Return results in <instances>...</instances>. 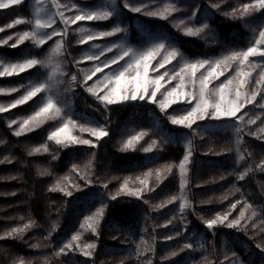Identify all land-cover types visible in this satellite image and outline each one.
Instances as JSON below:
<instances>
[{
    "label": "snow or ice",
    "instance_id": "obj_1",
    "mask_svg": "<svg viewBox=\"0 0 264 264\" xmlns=\"http://www.w3.org/2000/svg\"><path fill=\"white\" fill-rule=\"evenodd\" d=\"M23 2L24 0H0V10L10 9ZM224 3L226 0H209L208 7L233 20H246L256 13H264V0L241 2L229 11H223ZM123 10L163 21L171 20L172 26L186 37L199 38L210 28L207 22L199 25L191 23L198 17V10H193L187 18L175 17V14L181 12L182 9L174 0H147V2L145 0H139V2L120 0V3H117V0H104L103 3L91 7L82 6L72 0L69 2L35 0L32 18H17L6 26L0 27V32H3L5 28H13L22 23L31 26L29 30L14 34L15 42L11 45H9V41L13 40L14 36L0 39V46L8 45L17 48L26 41H30L35 48L41 49L49 41H54L45 59L35 56L25 57L15 62L0 59V78L18 76L39 67L50 69L47 79L44 81H30L27 85L19 87H0V95H11L23 89V94L14 101L0 103V114L9 113L12 109L40 97L39 106L31 115L7 121V127L12 129L13 136L21 137L41 128L49 121L57 122V126L48 132L46 142L32 147L27 153L28 156L49 153L48 142L54 143L58 148L71 146L95 148L97 142L110 135L106 124L81 123L74 118L67 100L62 99L58 93L53 91L54 87L60 83L57 77L65 75L61 64L56 62L55 58L64 55L67 51L66 44L71 30L78 36L76 43L88 45L91 50L85 51L79 59L73 61L78 72L71 74L70 80L64 82L66 91H71L74 86L82 87L103 107L105 113L109 111V106L127 102L144 101L155 104L160 112L167 116L171 125L189 129L194 136L201 134V126L198 122H231L230 126L236 133L237 156L235 163L240 166V170H233L226 175L222 174L219 179L225 180L227 177H234L236 181L243 182L256 172L264 173V157L258 162L248 163L252 153L247 148H244L243 151L240 149V145L244 143V135L264 141V26L259 27L258 31L255 28L252 29L255 35L246 48L229 50L215 59L188 60L178 47L158 36L150 35L148 46L143 48L134 47L125 39L104 45L96 43V41L115 37L118 34H124L127 37L129 28L123 26L122 22L114 23L108 30H97L82 24V22H107L114 18L119 20L123 16ZM60 24L63 25L62 28L58 26ZM54 38L56 39L54 40ZM108 53H112V55L109 57ZM102 57L104 59H101ZM86 62H91V66L79 67ZM173 62L179 67L176 68ZM168 65H173L174 70H167ZM160 69L165 70L160 72ZM226 73L229 74L225 76ZM94 77L95 79H93ZM220 77H225V79L214 83L220 81ZM173 81L176 83L171 86ZM176 104H187L190 107L186 110L181 109L182 114H168V109ZM249 106L259 108L261 112L250 115L246 110ZM66 108L69 110L66 111ZM107 118L105 117V119ZM258 121H260L259 125L255 130H252V126L257 125ZM14 125L15 128H13ZM194 125L197 126L196 129L193 128ZM246 128L248 131H245ZM208 130L206 126L202 129V131ZM149 134V130H140L128 135L122 141L120 151L137 150V146L141 145V141H144ZM86 136L89 138H85ZM164 142L167 143V139ZM5 143V140L0 139V145ZM161 147L160 141L152 139L147 143V146H140L139 150L143 153H153ZM193 151L192 139H187L184 144V154L178 163H166L160 167L148 169L140 176L123 178L119 188L114 193H108V200L116 201L121 196L134 197L149 205V210L153 212L178 202L179 220L187 226L185 214L190 210L195 214L194 205L188 196L189 165L192 163ZM226 151L230 152L232 149L229 148ZM209 153L221 154L213 153L212 149H209ZM14 159V157L4 156L3 159H0V164H10ZM52 159H57V155L53 154ZM244 163L246 166H242ZM92 166L93 161L89 159L83 167L73 164L71 171L86 184H91L92 181L89 177L92 175ZM174 173L178 175L179 179L178 193L160 203L151 204L145 195L155 192ZM38 174L45 176L50 173L47 169H42ZM17 178V176H8L0 177V180H16ZM212 182H216L215 179ZM101 186L107 189L108 182ZM258 186L261 189V194L264 195V183L258 182ZM73 189L79 190L80 185L75 183L72 177L65 175L57 179L48 188V191L61 192L63 195L71 197ZM237 193H240L242 198L230 203L226 211L215 213L211 218L202 215L198 218L203 226L213 234L217 228L224 227L243 232L248 235L249 239L260 237L261 242H257L256 247L264 252V218H259L264 216V212L249 202L241 187L235 183L218 199L220 202L227 201L230 196ZM0 195L14 196L16 193H0ZM211 202L212 200L208 199L200 203ZM238 205L242 206L239 208L238 214L233 216ZM109 207V204L101 201L95 211L83 217L79 224V230L63 242L53 255L60 257L78 253L85 258H93L97 244L94 241L85 242L84 235L91 233L92 236L99 237L101 221L106 217ZM19 219L25 220L24 217ZM176 219L177 215H173L164 224L155 227L167 228ZM35 226L36 222L28 218L26 222L0 233V240L21 239L27 231ZM57 229L58 225L53 223L44 239L48 240ZM250 229L252 230L251 235H249ZM182 235H184V231H176L164 239L171 241ZM113 238L115 239V237ZM154 242L155 237L151 242L141 237L140 241L136 243L135 257L140 260V264H153L152 258L146 254L155 252ZM197 243L199 249H206L205 242L197 240ZM41 246L39 243L31 245L32 248ZM193 250L194 244L191 241L185 242L179 249L180 252ZM213 252H215L214 248ZM177 255L179 252L174 250L162 257V260H168ZM128 258L121 259L119 264H125V260ZM13 264H26V262L23 258H17ZM27 264H31V262H27ZM44 264H48V258H45ZM201 264H243V261L235 251H225L223 259L212 260L205 256Z\"/></svg>",
    "mask_w": 264,
    "mask_h": 264
},
{
    "label": "trees",
    "instance_id": "obj_2",
    "mask_svg": "<svg viewBox=\"0 0 264 264\" xmlns=\"http://www.w3.org/2000/svg\"><path fill=\"white\" fill-rule=\"evenodd\" d=\"M177 1L180 5L189 8L197 5L198 21L204 18L210 25L201 37H186L168 21L150 19L140 14L128 12L127 14L130 18H139L149 28L167 32L173 37L183 55L192 60L215 59L229 50L246 48L255 35L252 29L258 31L259 27L264 25V13H256L246 20H233L211 10L208 7L209 0ZM241 2L248 0H226L222 6L223 11H229ZM71 97L73 109L78 117L106 124L110 130V135L97 142L95 148L88 146L58 148L54 143H50L49 154L28 156V147L41 143L51 131L50 125L45 124L21 137L13 136L8 128L2 127L6 143L0 145V159L4 156L15 159L10 164H0V177L17 176L18 178L0 180V193H16L14 196L0 195V233L26 222L28 218L34 220L36 226L27 231L21 239L0 240V264H13L17 258H23L26 264L27 262L44 264L45 258H48V264H102V262L119 264L125 257H129L125 260V264H140V260L135 257V246L141 237L150 242L155 237V252L146 254L152 258L153 264H201L205 256L212 260L223 259L225 251H235L243 264H264V252L256 247V243L261 242L260 237L249 239L243 232L224 227L217 228L213 234L198 218L201 215L211 218L215 213L226 211L230 203L241 199L240 193L230 196L227 201L220 202L218 199L234 183L241 187L249 202L264 212V195L261 194L258 186V182L264 183V173L256 172L243 182L236 181L234 177L219 179L222 174L240 170V166L235 163L236 134L230 126L231 122H198L201 126V134L194 136L189 129L171 125L167 116L162 114L155 104L147 102L117 104L109 106V111L105 113L102 106L80 90H75ZM27 104L19 107L18 110L26 112L24 107ZM187 108V104H176L168 109V114H182L181 109ZM257 125L252 126V130H255ZM205 126L208 131H202ZM196 127L193 126L194 129ZM140 130H149L150 134L141 141L137 150L120 151L122 141L128 135ZM245 131L248 129L246 128ZM152 139L162 143L159 150L153 153H143L139 150L140 146H147ZM165 139L167 143L164 142ZM187 139H192L194 148L192 163L189 165L188 196L195 212L193 214L190 210L185 214L187 226L179 220L178 202L153 212L149 210V205L134 197L121 196L116 201L108 200V193H114L123 178L140 176L148 169L166 163H178L184 154V144ZM243 139L244 143L240 145L241 151L247 148L252 153L248 163L258 162L264 157V141L248 135H244ZM229 148L232 151H226ZM209 149H212L213 153L221 154H211ZM53 154L57 155V159H52ZM89 159L93 161L92 175L89 177L92 183L86 184L71 171V168L73 164L83 167ZM43 166L48 170L49 175L38 174ZM242 166H246V163ZM65 175L72 177L75 183L80 185V189H73L71 197L61 192H49L48 188ZM114 177L117 179H113ZM214 179L216 182L213 183ZM105 182H108L107 189L101 186ZM178 184V175L174 173L155 192L146 194L145 198L151 204L160 203L178 193ZM208 199L212 202L200 203ZM101 201L109 204L110 207L107 209L106 217L101 221L100 235L98 238L91 233L84 235L85 242L94 241L97 244L93 258H85L78 253L55 257L54 251L79 230L83 217L95 211ZM241 206L238 205L233 216L238 214ZM173 215H177V219L172 225L167 228L155 227L164 224ZM20 217H24L25 220L21 221ZM53 223L58 225V229L48 240H45L44 237L48 235ZM176 231H184V235L171 241L164 239ZM251 232L250 229L249 235ZM197 240L205 242L206 249H199ZM189 241L193 242L194 250L180 252V247ZM37 243L42 246L31 247ZM174 250L179 252V255L162 260V257Z\"/></svg>",
    "mask_w": 264,
    "mask_h": 264
},
{
    "label": "rangeland",
    "instance_id": "obj_3",
    "mask_svg": "<svg viewBox=\"0 0 264 264\" xmlns=\"http://www.w3.org/2000/svg\"><path fill=\"white\" fill-rule=\"evenodd\" d=\"M24 2H25V0H24ZM24 2L21 5L13 6L10 9L0 10V27L6 26L7 24L11 23L12 21H14L17 18H32L35 0H26L25 4H24ZM64 2H69V0H64ZM72 2H77V3L81 4L82 6L91 7V6H95V5H99V4L103 3L104 0H72ZM134 2H139V0H134ZM145 2H147V0H145ZM174 2H176L178 4V6L182 9L181 12L175 14V17L187 18V16L191 15L193 10H198L197 5L193 6L192 8H189L188 6L180 5L177 0H174ZM117 3H120V0H117ZM127 12L128 11L123 10V16L119 20L114 18L112 21H107V22H86V23L82 22V24H83V26H88V27H91V28H94L97 30H108L114 25V23L122 22L123 26H127L129 28V32L127 34V37H125L124 34H118L115 37H110V38H106L105 40L96 41V43H100L101 45H104V44L110 43V42H119L121 39H125L132 46L137 47V48H143V47L148 46L149 36L152 35V36L162 37L166 41L171 42L173 45L178 47L175 40L173 39V37L171 35H169L167 32L162 31V30H158L156 28H149L146 25H144L139 18H137V17L130 18L128 16ZM128 13H130V12H128ZM140 15H142V14H140ZM142 16H144V15H142ZM145 17L150 18V19H156V18L147 17V16H145ZM198 19H199V14H198L197 18H195L194 20L191 21V23L199 25V24L206 22V20L204 18L201 19L200 21H198ZM168 23L172 25L171 20H169ZM58 26L61 28L63 27L62 24H60ZM30 27L31 26L29 24L22 23V24L16 25L13 28H5V31L0 32V39H5L8 36H14V34H16V33H20V32H23L25 30H29ZM72 27L75 28L76 26H72ZM55 39L56 38H54V40ZM77 39H78L77 34L70 30L68 42L66 44L67 51L65 52L64 55H61V56L55 58V61L59 62L61 64L62 70L65 73V75L57 77V79L60 81V83H58L54 87L53 91L58 93L62 99L67 100L68 104L70 105V110H71V113L73 114L74 118L78 119L81 123L95 122V121H89L87 119H82L76 115V111L73 109V103H72V97L71 96L75 90H80V91L84 92L88 97H90L94 102H96V103H98V102L92 96H90L82 87L74 86L71 91L65 90V83L64 82L70 80L71 74H75L78 72V68L74 65L73 61L75 59H79L85 51L91 50L88 45H78L76 43ZM14 42H15V36H14L13 40L9 41V45H11ZM53 43H54V41H49L41 49L35 48L31 44L30 41H26L24 44L20 45L17 48H12L8 45L0 46V59H3L5 61H12V62L22 60L25 57H32V56H35V57L40 58V59H45L48 52H49V49L52 47ZM107 55L110 57L112 55V53H108ZM184 57L188 60H192V59L187 58L185 55H184ZM101 59H104V58L102 57ZM173 65H175L176 68L179 67V65H177L175 62H173ZM173 65H168L167 70H169V71L174 70ZM90 66H91V62H86L84 64H81L79 67L86 68V67H90ZM113 67H115V66H113ZM164 70L165 69H160V72H163ZM49 71H50V69H48V68L39 67V68L31 69V70H29L25 73H22L18 76L2 77V78H0V87H4V88L19 87L20 85H27L30 81H44L47 79ZM106 71H108V70H106ZM228 74L229 73H226L225 76H227ZM93 79H95V77ZM224 79H225V77H220V81H215L214 83H219V82L223 81ZM89 83H92V81H89ZM175 83L176 82L173 81L171 86H174ZM22 94H23V89H21V91H19L17 93L11 94V95H0V103H8V102L14 101L15 99H17ZM39 101H40L39 96L34 98L32 101H29L28 104L24 107L26 109V112L18 110L19 107L23 106V105H21L15 109H12L9 113L0 114V139H3V140L5 139L3 132H2V127L4 126V127L8 128L7 127V121L8 120L18 119L21 117H26L28 115H31L39 106ZM135 102H144V101H135ZM127 103H130V102H127ZM189 107L190 106L188 105V108ZM65 110L68 111L69 109L66 108ZM246 110L249 111L250 115H255V114L261 112V109L253 108L251 106H249V108ZM95 123L103 124L100 122H95ZM259 123H260V121L257 122L258 125H259ZM46 124L50 125V128H52L51 130H53V128L55 126H57L56 121H49ZM15 127L16 126L14 125L13 128H15ZM176 127H178V126H176ZM232 130L235 133L234 128H232ZM9 131L12 133V129H9ZM46 138H47V136L45 137V139L41 143L33 144V145L29 146L28 150H30L34 146H38L42 143H45ZM48 143H49V147H50L51 142H48ZM50 152H51V148H50ZM49 153H40V154H49ZM41 169H46V168L43 166V167H41Z\"/></svg>",
    "mask_w": 264,
    "mask_h": 264
}]
</instances>
